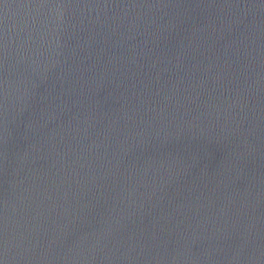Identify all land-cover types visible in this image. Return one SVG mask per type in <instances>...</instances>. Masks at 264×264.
Returning a JSON list of instances; mask_svg holds the SVG:
<instances>
[{"label":"water","instance_id":"95a60500","mask_svg":"<svg viewBox=\"0 0 264 264\" xmlns=\"http://www.w3.org/2000/svg\"><path fill=\"white\" fill-rule=\"evenodd\" d=\"M0 264H264V0H0Z\"/></svg>","mask_w":264,"mask_h":264}]
</instances>
